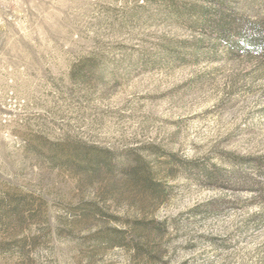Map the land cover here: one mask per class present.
Returning <instances> with one entry per match:
<instances>
[{
    "label": "rangeland",
    "instance_id": "rangeland-1",
    "mask_svg": "<svg viewBox=\"0 0 264 264\" xmlns=\"http://www.w3.org/2000/svg\"><path fill=\"white\" fill-rule=\"evenodd\" d=\"M0 264H264V0H0Z\"/></svg>",
    "mask_w": 264,
    "mask_h": 264
},
{
    "label": "trees",
    "instance_id": "trees-1",
    "mask_svg": "<svg viewBox=\"0 0 264 264\" xmlns=\"http://www.w3.org/2000/svg\"><path fill=\"white\" fill-rule=\"evenodd\" d=\"M253 42L255 45H257L258 48H260L262 46L261 44H259L260 42H259V39H257V38L253 39Z\"/></svg>",
    "mask_w": 264,
    "mask_h": 264
}]
</instances>
